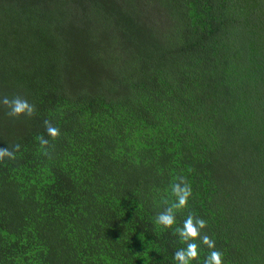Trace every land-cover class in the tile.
I'll return each instance as SVG.
<instances>
[{
	"label": "trees",
	"instance_id": "16d2710c",
	"mask_svg": "<svg viewBox=\"0 0 264 264\" xmlns=\"http://www.w3.org/2000/svg\"><path fill=\"white\" fill-rule=\"evenodd\" d=\"M3 95L36 113L0 106V264H178L189 214L264 264V0H0Z\"/></svg>",
	"mask_w": 264,
	"mask_h": 264
},
{
	"label": "clouds",
	"instance_id": "9594fccd",
	"mask_svg": "<svg viewBox=\"0 0 264 264\" xmlns=\"http://www.w3.org/2000/svg\"><path fill=\"white\" fill-rule=\"evenodd\" d=\"M0 106L6 108V115L14 119L21 117L29 119L36 113L35 106L20 95L11 97L7 95L0 96ZM44 127L48 138H51V140H58L60 138V129L50 121L45 120ZM48 138H45L44 135L38 137L39 144L43 150L42 154L45 156L50 155ZM19 149V144L0 148V163L5 162V160H14ZM171 193L175 197V201L170 207H167L163 212L158 214L156 218V222L165 228H171L176 223L174 210L185 209L188 206L189 199L192 196V189L190 184L183 177H180L172 185ZM206 226L207 222L205 220L189 214L183 223V227L176 229L180 239L186 245V247L174 253V259L178 264H191L192 261L198 260V249L201 244L210 250L209 255L204 260V264H223L222 253L215 248V241L202 231Z\"/></svg>",
	"mask_w": 264,
	"mask_h": 264
}]
</instances>
